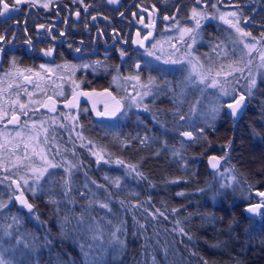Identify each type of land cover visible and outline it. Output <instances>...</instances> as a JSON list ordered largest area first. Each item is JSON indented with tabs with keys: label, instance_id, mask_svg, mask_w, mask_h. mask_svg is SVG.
Wrapping results in <instances>:
<instances>
[{
	"label": "trees",
	"instance_id": "trees-1",
	"mask_svg": "<svg viewBox=\"0 0 264 264\" xmlns=\"http://www.w3.org/2000/svg\"><path fill=\"white\" fill-rule=\"evenodd\" d=\"M239 61L234 58L235 68H241ZM106 63L100 62L102 70L114 65ZM258 70L251 77L246 67L225 78L226 86L236 82L234 88L246 94L245 107L232 117L227 102L222 106L232 96L224 98L218 85L210 87L218 94L212 97L187 65L141 69L151 91L138 109L127 101L122 113L99 119L86 107L77 120L79 131L62 133L59 127L53 136L57 146H42L62 166L48 169L35 196L27 191L30 184L20 185L32 212L14 201L17 175L0 168L5 259L12 264H264V210L258 216L244 210L264 193V72ZM130 74L124 64L122 86ZM253 77L257 86L249 94ZM213 108L219 111L214 114ZM183 131L192 139L185 140ZM97 151L104 157L99 162L92 154ZM210 155L222 158L216 168L208 164ZM128 165H136L143 178ZM62 178L70 179L67 196Z\"/></svg>",
	"mask_w": 264,
	"mask_h": 264
},
{
	"label": "flooded vegetation",
	"instance_id": "flooded-vegetation-1",
	"mask_svg": "<svg viewBox=\"0 0 264 264\" xmlns=\"http://www.w3.org/2000/svg\"><path fill=\"white\" fill-rule=\"evenodd\" d=\"M5 2L10 9L0 16V35L5 37L0 41L4 49L0 52V146L17 147L19 165H24L26 146H57L53 136L59 127L62 133L79 131L77 120L84 108L99 119H112L122 113L127 99L137 96L132 99L135 102L143 96L140 70L145 67H183L195 55L190 65L205 68L208 80H212L218 77L216 71L221 66L228 71L235 68V57L243 58L238 66L245 69V60L257 49L258 53L264 49V0ZM193 8L204 14L202 19L197 17L199 28L192 18ZM221 15L224 19H220ZM228 20H238V26L251 36L238 33ZM185 28L193 31L185 32ZM247 43L256 44L251 55L244 47ZM164 48L169 53H160ZM149 49L154 56L145 54ZM157 56L161 59L157 60ZM167 59L179 62L165 64ZM100 62L114 65L102 70ZM124 64L131 67L130 77L140 76L139 80L132 79L139 89L129 90L130 94L121 85ZM106 105L108 114L97 115L104 112ZM137 105L133 104L136 109ZM13 115L17 120L9 123ZM13 187L16 203L15 196L23 189L16 184Z\"/></svg>",
	"mask_w": 264,
	"mask_h": 264
},
{
	"label": "snow or ice",
	"instance_id": "snow-or-ice-1",
	"mask_svg": "<svg viewBox=\"0 0 264 264\" xmlns=\"http://www.w3.org/2000/svg\"><path fill=\"white\" fill-rule=\"evenodd\" d=\"M24 2H29V0H15V5H18V4H20V3H24ZM109 2H110V3H117L118 0H109ZM0 5H2V8H3V11H0V16H3L6 12L9 11V9H10V5H9V3L5 2V0H0ZM15 5H13V7H14L15 10L18 11L19 9H18V8H15ZM44 6L47 7V5H44ZM213 7H215V6L213 5ZM77 15H79V13H77ZM229 15H231V16H236L237 14H236V13H230ZM198 16H199L201 19L204 18V14H203V13H200V12L197 11V9L193 8V9H192V18H193V19L195 20V22H196V23H195V27H196V28H199V27H200V19H197ZM165 19H168V17H165ZM220 19H224V16L221 15V16H220ZM226 22L229 23L233 28H235L236 31H237L238 33H241V34L244 35V36H251V33H250V32H244L243 29L240 28V27L238 26V24H239V21H238V20L235 21V22H233L232 20H228V21H226ZM183 31H185V32H189V33H190V32L193 31V29L185 28V29H183ZM262 35H264V34H262ZM4 39H5V37H4L3 35H0V41H3ZM145 39H147V36L145 37ZM193 40H194V38H193ZM253 40H255V38H253ZM28 43H31V41L29 40ZM152 47L154 48L155 45H152ZM244 47H245L246 49H248V53H247L248 55H251V53H252L254 50H256V44H255V43H247V44L244 45ZM3 51H4V49H3L2 47H0V52H3ZM77 51H79V49H77ZM47 54H50V52H49V53H46V55H47ZM145 54H146L147 56H154V55H155L154 52H153L151 49L147 50ZM259 58H260V60H261V67H264V51H260V53H259ZM156 59H157V60H160L161 57L157 56ZM178 62H179V61H174V60H171V59L164 60V63H165V64H169V63L174 64V63H178ZM240 62H241V63L243 62V58H241V61H240ZM251 62H252L251 60L248 61L249 64H250ZM15 63H16L15 60H13V65H15ZM41 67H43V65H41ZM136 67L139 68L140 65L137 64ZM193 67H195V66H193ZM230 67H231V66H230ZM222 69H223V66H221V70H222ZM209 71H211V69H210ZM233 72H241V73H242V72H243V68H234V69H232L231 71H229V72L227 73V75L231 76V75H233ZM216 75L219 76V75H220V72L218 71V72L216 73ZM251 75H252V73H251V71H249V76H251ZM24 79L27 80V79H29V78H28V77H24ZM115 79H117V78L114 77V80H115ZM127 79H135V80H139V79H140V76H139V75H136V76H133V77H127ZM205 79H206V77L203 76V75H201V76H200V83H203V82L205 81ZM154 82H155V78L149 76V83H154ZM218 83H219L218 80H216V79H212V80L208 83V87H216V85H217ZM237 83H238V80H237ZM256 86H257V81H256V79L253 77L252 79L249 80V83H248V85H247V88H248V92H249V94H251V90H252L253 88H255ZM221 92L223 93L224 96H232V102H231V103H227V108L230 109V115H231L232 117H236V116L238 115V113H240V112L243 110V108L245 107V103H244V102H245V99H246L245 95H244L243 93H239L238 95H236L237 90H236L235 88L232 90V92H229V91H228L226 88H224L223 86L221 87ZM84 95H88V94L85 93ZM145 95H147V93H145ZM196 103H199V101H197ZM117 104H118V102H117ZM23 107H24V106L21 105V108H23ZM117 110H118V108H117V109H113V114H114V112L117 111ZM85 111H87V109H85ZM218 111H219L218 108H213V109H212V112H213L214 114L217 113ZM107 114H108V107H107V105L105 106V110H104V112H98V113H97V115H107ZM181 118H183V117H181ZM15 120H17V117H16L15 115H13L12 118H11V120L9 121V123H11V122H13V121H15ZM44 131L47 132V129H45ZM183 135L188 136L189 138H191V136H192L191 132H185V133H183ZM145 139H146V138H145ZM92 154H93L94 156H96V158H97V162H99V161H101V160L104 159V157H103V155H102V153H101L100 151L93 152ZM36 155H38V156L40 157V160L43 162V163H42V166H40V167H32L31 165H28V166H27V167L29 168V170L34 174V183H35L36 186H37L36 188H34V187H32V186H29L28 189H27V191L31 192L33 196L36 195L37 188L39 187V181L44 177V174L48 172V169H49V168H58V167H61V166H62V165H60V164H54V163H52L50 160H48L47 157H46V155H45L44 152H43V149L41 150L40 153H36ZM210 159H211V160H216L217 158H216V157H211ZM105 162H107V161H105ZM116 163H117V164H123L124 161H122V160H117ZM15 166H16V165H14V167H15ZM71 167H75V165H72ZM212 167H213V168H216V167H217V164H215V163L212 164ZM128 168L130 169L131 172H134V173H136L137 176H140L141 178H143V174L137 171V166H136V165H128ZM5 171H7V169H5ZM66 171H67V172L69 173V175H70V173H71V168L66 169ZM62 179H63V178H62ZM20 180H23L25 185H28V183H29L28 178H26V177H24V176H21V177H20ZM13 182L16 183L17 188H20V184H19L18 181H13ZM114 183H116L117 186H118V184H119V180H118V178H117L116 181H114ZM63 187H64V190H65V191H64V195L67 196L68 193L71 191V183H70V179H63ZM177 195H181V196H182V195H184V193H183V192H181V193H177ZM259 195L264 196V193H259ZM22 197H23V191L21 192V195H17V196H15V200L19 201V203H20L23 207L27 208V210H28L29 212H32V210H33V208H34V205H33L32 203H29V202L27 201V199H24V198H22ZM50 202H51V203H56L55 200H50ZM90 203H91V202H90ZM262 203H264V202H262ZM5 206H6L5 204H3L2 202H0V208H3V207H5ZM101 206H102V207H105V208L108 207L107 204H103V205H101ZM261 206H262V205H257V206H255L254 208H249L248 211H249L250 213H254V212H256L257 209L260 208ZM12 219H13L14 221H15V220H18L17 217H12ZM80 219H81V221H82V220H83V217H81ZM64 222H65V223L68 222V217H64ZM8 228L10 229V228H11V225H9ZM89 229L91 230V225L89 226ZM180 231L183 232V231H184L183 228H181ZM4 234H5V235H11V232H10V231H5ZM185 234H186V233H185ZM113 236H115V233H113ZM92 238H93V240H96V239H98L99 237L96 236V235H93ZM18 243H19V241H18ZM0 264H12L11 261L5 259V256H4V250H3L2 248H0Z\"/></svg>",
	"mask_w": 264,
	"mask_h": 264
},
{
	"label": "rangeland",
	"instance_id": "rangeland-1",
	"mask_svg": "<svg viewBox=\"0 0 264 264\" xmlns=\"http://www.w3.org/2000/svg\"><path fill=\"white\" fill-rule=\"evenodd\" d=\"M262 51H264V49ZM163 52L169 53V50L165 49V48L161 49L160 53H163ZM187 56H188V53H186L185 59H186ZM194 59H196L195 55L190 57L188 65H187L188 71L194 76V78L196 80H199V81H200V76L201 75L205 76L206 79H205V81L203 83L208 87V83L211 80H208V78H207V76H208L207 71L205 70V68L203 70V68H201L200 66L199 67L191 66L190 62L192 60H194ZM249 60L252 61L250 64L248 63ZM245 61H247L246 64H248L247 65V70L251 71V73L254 74L255 73V71H254L255 69H260L262 71V73L264 72V67H261V60L259 58L258 49H257V51H254L252 53L251 57L249 59H246ZM218 71L220 72V75L216 78V80L219 81V83L216 85V87H218V85L220 87L223 86L229 92H232L233 88L236 86L235 85L236 82L232 83V84H228V86H226V83H224V80L228 76L227 73L229 71L226 68H223L222 70H217L216 72H218ZM243 71H244V69H243ZM249 71L247 72L246 75H249ZM252 75H251V77H252ZM185 77H187L186 74H185ZM223 77H224V79H223ZM130 83H132V86H129ZM141 86H145V89H142L143 96H141V98H136L135 102H133L132 99H134L137 96H135L132 99L131 98L127 99L129 105L130 104L131 105L138 104L137 106L140 107L141 104H142V101L145 100L149 96L151 88L148 86V84L147 85L141 84ZM123 87L126 89V94H130L129 90H131V89H134V90L139 89L138 88V84H135L132 79H129L128 82L125 81V84H124ZM208 90L213 93L214 96H212L210 94L212 97L218 98V94L215 92V90H213L210 87H208ZM236 90H237L236 95H238L239 93H243L239 89H236ZM220 92H221V89H220ZM145 93H147V95H145ZM243 94L246 95L245 93H243ZM221 95L224 96L222 92H221ZM228 97L229 96H225L224 98H228ZM230 101H232V99L224 100L222 106L226 102H230ZM26 148H27V154L23 158L24 165H19V162H18V158H19V155H20L19 149L17 147H13V146H0V168L7 169V172H10V173H13V174L17 175L18 178H16V179H18L20 185L21 184L25 185L24 181L20 180L21 176H24V177L28 178V180H29L28 184H30V186L35 188L36 184L34 183V174L29 170V168L27 166L28 165H31L32 167H40V166H42L43 162L40 160V157L38 155H36V153H40L41 150L43 149V152L46 155L47 159L50 160L52 163H54V162L50 158V156H49L50 154H49L47 148L42 147V146H26ZM221 160H222V158L220 157L218 162H221ZM14 165H16V166L14 167ZM263 198L264 197H262V199L258 200V202H260V203L264 202Z\"/></svg>",
	"mask_w": 264,
	"mask_h": 264
},
{
	"label": "water",
	"instance_id": "water-1",
	"mask_svg": "<svg viewBox=\"0 0 264 264\" xmlns=\"http://www.w3.org/2000/svg\"><path fill=\"white\" fill-rule=\"evenodd\" d=\"M109 96H111V94L109 93V91H107V97H109ZM227 110L228 111H230V109H228L227 108ZM186 131H183V132H181V135H182V137L185 139V140H187V141H189V140H191L192 139V136H191V138H189L188 136H185V135H183V133H185ZM211 157H216V155H210V156H208V159H207V161H208V164H209V166L211 167V168H213L212 167V164H217V162H218V158L216 159V160H211L210 158ZM21 195V194H20ZM22 198H24V199H27L26 198V196L23 194V197ZM27 201H28V199H27ZM29 202V201H28ZM30 203V202H29ZM257 205H261L260 203H253V204H250V205H245L244 206V210L249 214V215H251V216H255V215H257V213H258V209H257V211L256 212H254V213H250L249 211H248V209L249 208H254L255 206H257ZM17 206L19 207V208H23V209H25V210H27V208H25V207H23L20 203H19V201H17ZM260 208H262V209H264V206L262 205Z\"/></svg>",
	"mask_w": 264,
	"mask_h": 264
},
{
	"label": "bare ground",
	"instance_id": "bare-ground-1",
	"mask_svg": "<svg viewBox=\"0 0 264 264\" xmlns=\"http://www.w3.org/2000/svg\"><path fill=\"white\" fill-rule=\"evenodd\" d=\"M245 97H246V95H245ZM245 101H246V99H245ZM231 102H232V101L227 102V103H231ZM227 103L225 104V109H226V112L230 115V111L227 110ZM244 103H245V102H244ZM186 132H190V131H186ZM181 136H182V135H181ZM262 197H264V196H262ZM259 203H260V202H259ZM252 204H253V203H252ZM260 204L264 206L263 203H260ZM262 210H264V209H262V208H258V213H257V215H255V216H258ZM245 212H246V211H245ZM246 213H247V212H246ZM247 214H248V213H247ZM248 215H249V214H248ZM249 216H251V215H249Z\"/></svg>",
	"mask_w": 264,
	"mask_h": 264
}]
</instances>
